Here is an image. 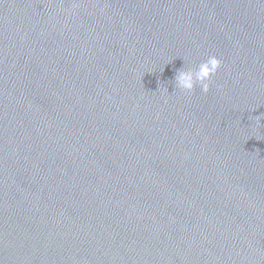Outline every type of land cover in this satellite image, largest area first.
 <instances>
[{"label": "water", "instance_id": "water-1", "mask_svg": "<svg viewBox=\"0 0 264 264\" xmlns=\"http://www.w3.org/2000/svg\"><path fill=\"white\" fill-rule=\"evenodd\" d=\"M0 264H264V0H0Z\"/></svg>", "mask_w": 264, "mask_h": 264}, {"label": "clouds", "instance_id": "clouds-1", "mask_svg": "<svg viewBox=\"0 0 264 264\" xmlns=\"http://www.w3.org/2000/svg\"><path fill=\"white\" fill-rule=\"evenodd\" d=\"M221 59L210 55L196 68H181L175 75V88L191 92L197 84L205 93L209 91L210 80L221 66Z\"/></svg>", "mask_w": 264, "mask_h": 264}]
</instances>
